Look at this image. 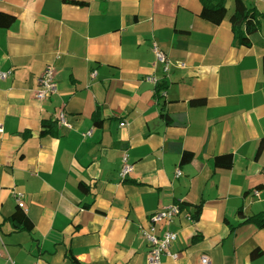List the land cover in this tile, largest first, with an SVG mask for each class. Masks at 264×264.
<instances>
[{
	"label": "crops",
	"instance_id": "0c3cea01",
	"mask_svg": "<svg viewBox=\"0 0 264 264\" xmlns=\"http://www.w3.org/2000/svg\"><path fill=\"white\" fill-rule=\"evenodd\" d=\"M246 3L264 13V0ZM226 5L216 25L199 0H0V264H150L142 231L177 202L190 207L155 225L177 235L164 264H264V226L239 214L264 211V46L235 40ZM49 66L56 91L39 101ZM177 115L187 125L171 124ZM225 153L233 168L215 169ZM18 205L30 232L8 220Z\"/></svg>",
	"mask_w": 264,
	"mask_h": 264
},
{
	"label": "trees",
	"instance_id": "16d2710c",
	"mask_svg": "<svg viewBox=\"0 0 264 264\" xmlns=\"http://www.w3.org/2000/svg\"><path fill=\"white\" fill-rule=\"evenodd\" d=\"M202 4V10L200 12V16L213 24L219 25L221 24L228 16V7L226 5L227 0H199ZM230 22L232 25V30L234 33L235 40L244 46H252L255 43H261L264 46V42L261 40L260 34V25L261 20H264V13H260L256 8L249 6L246 3V0H234V11L230 15ZM185 43V42H184ZM263 69H264V55L262 58ZM182 117V118H181ZM95 124L101 126L103 123V119L99 118L98 112L95 113ZM171 124L174 125H187V120L185 116H173L170 120ZM51 126L53 130L54 123H45V126ZM173 150L178 151L180 154V162L181 164H188L194 158L195 154L185 150L180 143L173 145ZM264 150V136L261 138L256 157H259ZM213 164L215 169L224 168L231 169L234 166V155L233 153H225L218 154L213 158ZM81 188L84 190H88L89 186L85 182L80 184ZM264 184L258 186L259 191L262 190ZM181 208H189L190 204L187 202H177ZM194 212L192 213V219L194 221L199 220L204 207V202H200L198 204L193 205ZM239 214L241 217L245 218L241 223L246 222H255L258 223L260 227L264 226V211L255 214L253 216L246 217L242 211L239 210ZM10 221L13 231H32L34 225L28 216L25 209H23L20 205L15 208L13 214L8 217ZM262 254V251L258 248L253 250L252 257H257Z\"/></svg>",
	"mask_w": 264,
	"mask_h": 264
},
{
	"label": "built area",
	"instance_id": "2783aa9c",
	"mask_svg": "<svg viewBox=\"0 0 264 264\" xmlns=\"http://www.w3.org/2000/svg\"><path fill=\"white\" fill-rule=\"evenodd\" d=\"M154 53L156 56L157 62H160L164 66L165 71L170 70L171 61L164 50H162L156 43L154 44ZM55 69L51 66L47 67L44 73L39 78V88L36 91V97L39 101H44L48 99L50 95L56 91V82H55ZM97 75V71L93 72V76ZM10 76V71H0V79H6ZM155 81V78L149 77ZM59 124H67L66 114L62 111L58 116ZM121 127L124 128L125 124H121ZM1 131V127H0ZM123 165L120 171V177L122 180H125L128 175L133 172V165L130 163V153L125 151L123 154ZM182 173L178 169L177 175L180 176ZM259 190H256V193L259 194ZM181 211V208L178 204H172L166 208L156 211L150 217L151 226L149 229H143V235L149 242V253L148 261L150 264H164L163 256L168 254L172 243L177 239L175 232L168 231L163 236H158L155 234V225L164 221L172 222L174 217L178 215ZM174 260L179 258L178 254L172 255ZM9 259V258H8ZM10 259L5 264H9ZM12 264V262H11ZM201 264H212L211 259L208 255H204L201 258Z\"/></svg>",
	"mask_w": 264,
	"mask_h": 264
}]
</instances>
